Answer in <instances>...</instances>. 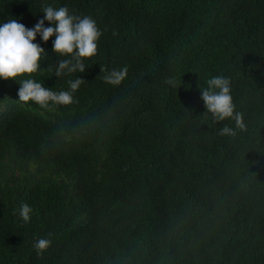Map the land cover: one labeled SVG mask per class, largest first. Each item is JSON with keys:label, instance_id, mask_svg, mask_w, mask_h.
Wrapping results in <instances>:
<instances>
[{"label": "trees", "instance_id": "16d2710c", "mask_svg": "<svg viewBox=\"0 0 264 264\" xmlns=\"http://www.w3.org/2000/svg\"><path fill=\"white\" fill-rule=\"evenodd\" d=\"M48 6L102 35L84 72L57 77L70 57L37 34L40 69L0 78V264H264V0H0V26ZM217 75L244 114L235 136L201 98ZM76 78L71 105L19 101L24 79Z\"/></svg>", "mask_w": 264, "mask_h": 264}, {"label": "clouds", "instance_id": "9594fccd", "mask_svg": "<svg viewBox=\"0 0 264 264\" xmlns=\"http://www.w3.org/2000/svg\"><path fill=\"white\" fill-rule=\"evenodd\" d=\"M44 18L40 19L33 28H27L16 19H11L0 26V78L4 80L14 79L18 76H31L36 73L41 65L42 55L45 50L39 44L34 43L37 34L43 42L53 41V51L60 57L55 75L60 77L65 73L72 74L84 72L86 65L84 60L97 54L98 40L102 33L97 27L96 21L90 16L81 18L78 15H69L67 7L54 10L48 6L43 9ZM45 20L53 26L45 27ZM105 69L100 66V72ZM128 69H113L107 72L103 81L113 87L119 86L126 78ZM84 82L76 78L69 81L70 91L54 92L33 79H24L20 82L18 91L19 101L34 102L42 109H48L50 104L54 106H68L74 103V93ZM173 84L174 81H167ZM207 88L201 90L202 100L207 109L217 122L231 120L234 127L225 124L220 128L221 136H235L236 130H245L243 112L236 110L231 95L230 79L222 75L214 76L207 80ZM32 208L28 204H22L20 217L24 222L30 220ZM50 239L41 238L34 244L38 255L43 254L51 246Z\"/></svg>", "mask_w": 264, "mask_h": 264}]
</instances>
